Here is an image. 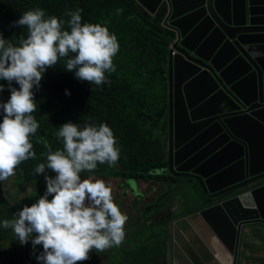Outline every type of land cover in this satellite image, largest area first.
I'll use <instances>...</instances> for the list:
<instances>
[{"label": "water", "instance_id": "water-1", "mask_svg": "<svg viewBox=\"0 0 264 264\" xmlns=\"http://www.w3.org/2000/svg\"><path fill=\"white\" fill-rule=\"evenodd\" d=\"M137 1L153 16L166 5L165 27L174 32L167 167L157 173L189 180L213 200L168 216L162 202L150 217L142 211V221L159 227L161 243L159 259L146 264H234V225L240 222V235L264 227V0ZM1 187L18 212L7 180ZM167 191L170 199L177 196L171 186ZM24 248L28 264V244Z\"/></svg>", "mask_w": 264, "mask_h": 264}, {"label": "clouds", "instance_id": "clouds-1", "mask_svg": "<svg viewBox=\"0 0 264 264\" xmlns=\"http://www.w3.org/2000/svg\"><path fill=\"white\" fill-rule=\"evenodd\" d=\"M82 11L79 8L67 11L65 15L70 17L67 21L56 16L45 18V11L40 8L26 11L10 25L27 28V37L19 39V46L0 34V81L6 82L0 84V93L6 87L10 92L7 102H0V183L6 180L8 183L10 176L16 179V168L24 161L36 159L30 136L40 125L33 115L37 110L33 90L40 88L47 69L63 59L65 71L74 73L75 79L97 87L111 85L109 76L116 72L113 57L120 47L117 37L106 26L82 23ZM116 11L121 14L123 9ZM65 95L70 92L65 90ZM56 136L63 143L62 149L53 151L46 141H42L47 149L46 163L38 164L34 174L43 177L24 186L21 184L25 188L34 184V191L44 194L30 206L22 207L15 200L22 208L14 213L15 219L3 220L2 227L11 229L22 245L23 264L25 244L29 246L28 264H31L30 242L37 264H78L89 260L92 250L97 252L93 260L99 262L100 252L119 247L125 238L128 217L122 214L116 201L129 195L128 182L137 179L123 182L115 178L120 180L125 192L114 194L104 181L91 179L96 174L89 179L81 178L82 173L94 172L98 164L115 167L119 162L121 149L106 123L96 125L89 119L81 126L67 122L59 127ZM48 170L55 174L54 177L47 174ZM153 183L148 190L139 189L143 197L137 204V198L133 199V210L150 202L148 199L143 204V199L149 197ZM161 193L164 195L168 191L165 189ZM168 203L169 200L165 205ZM38 250L40 252L36 253ZM244 255L245 251L242 256L245 261Z\"/></svg>", "mask_w": 264, "mask_h": 264}, {"label": "trees", "instance_id": "trees-1", "mask_svg": "<svg viewBox=\"0 0 264 264\" xmlns=\"http://www.w3.org/2000/svg\"><path fill=\"white\" fill-rule=\"evenodd\" d=\"M36 8L45 11V18L56 16L65 21L70 19L65 15L67 11L82 9V23L106 26L110 33L116 35L120 47L113 57L116 72L109 76L110 86L97 87L75 79L74 73L65 71L63 59L47 69L40 88L33 90L37 104L33 115L40 125L37 132L30 136L36 159L24 161L16 168V181L24 186L43 177L34 174L38 164L46 163L47 149L42 141H46L53 151L62 149L63 143L56 136L59 127L67 122L83 126L90 119L96 125L106 123L121 149L115 167L98 164L99 169L92 174L104 179L119 178L123 182L137 178L174 184L178 178L156 172L167 167V64L174 33L164 26L168 14L166 5L153 16L137 0H0V34L3 38L19 46V39L27 37V28L10 25L26 11ZM117 9H123V12L117 14ZM0 84L6 82L0 81ZM13 86L18 88V85ZM65 90L70 95H65ZM9 97L6 87L0 93V102H7ZM47 174L55 175L50 170ZM43 194L36 190L32 203ZM170 196L171 191L165 193L161 202L165 204ZM2 198L16 213L3 194ZM158 206L151 205L146 211L152 216L150 211ZM2 221L0 219V264H5L3 257L8 229L2 227ZM96 255L97 252L92 250L90 259L78 264H89ZM20 260L23 264V254H20Z\"/></svg>", "mask_w": 264, "mask_h": 264}, {"label": "rangeland", "instance_id": "rangeland-1", "mask_svg": "<svg viewBox=\"0 0 264 264\" xmlns=\"http://www.w3.org/2000/svg\"><path fill=\"white\" fill-rule=\"evenodd\" d=\"M166 132V131H165ZM99 169V166H97V169ZM95 170V171H96ZM93 173V172H92ZM92 173H82L81 174V178L82 179H89ZM93 181L95 180H102L105 182V184L107 186H110L111 190L114 192V194H116L118 192V184L113 185L112 183H119L120 180L119 179H115L112 178L110 180H104L98 177H93L91 178ZM39 180V179H37ZM36 180V181H37ZM131 183L128 182L129 184V188L128 192L134 196L135 198H137L139 200V202H141V198L143 197L142 192H139L140 194H138L139 191V185L137 181L135 180H130ZM145 187H148V184L145 183ZM155 188H157L158 191H160L159 189V185L160 184H152ZM167 186H171L173 188V191H175L173 193V195H177V198L179 199V201H182L184 204L181 206V208L178 209L179 212H185V211H195L199 208H201L202 205L207 204L208 203V199L206 197L203 196V194L200 192L199 188L196 187L193 183H191L189 180H184V179H178L174 184L171 183H167ZM116 188V189H113ZM7 189H8V193L11 195V197L16 200L22 207L27 205L30 206L32 204L33 201V193L35 192V188H34V184H30L29 187H22L20 184V181H13L11 180V176L8 178V183H7ZM135 189V190H134ZM134 191V192H133ZM148 199H153V194L149 197H145L143 199V204L145 203V201H147ZM132 198L129 197L128 199L124 200L125 201V207L122 203V199H117L116 201V205L119 206L122 214L124 213H128L131 211L132 208V202H131ZM14 210L8 206L5 201L2 198V187H1V183H0V219L2 220H12L15 219L14 216ZM146 223V220L142 221V219H140V222H138V225L140 226L141 223ZM148 223V222H147ZM240 222H238L237 224H239ZM124 231H125V238L122 242V244L119 247H113L112 249H108L104 252H100V260L95 261L93 260L90 264H100L103 261H107V262H112L114 264H137V261H143L141 264H146L148 262L149 257H155L156 260L159 259L160 257V253H161V243H160V238H159V227L155 225V227L151 228V230H145L143 229V227H141L140 229H138L137 232H133L130 231V235H132L135 239H137V241L135 239H132V243H130V246L128 245L126 240V228L124 227ZM151 240H155V249H149V251H146V256H141V248L140 246H142L144 243L146 242H150ZM246 239L248 240V238L244 237V241H246ZM5 248H6V252L5 255L3 257V261L8 263V264H21V260H20V254H23V247L22 245L19 244L17 238L15 237L13 231L11 229H8V236H7V241L5 243ZM37 248H42L41 246H37ZM131 248L135 249V251L130 250ZM147 248H150V245L147 246ZM146 248V250H147ZM114 252L116 255L115 257L112 256L111 251ZM114 250V251H113ZM119 252H123V254H119ZM38 253V252H36ZM245 263L244 264H253L252 260H251V256L249 255V251L245 252ZM256 256H260V257H264V253H260V254H256ZM253 256V257H256ZM143 257V258H142ZM242 258V255H241ZM240 258V259H241ZM19 259V260H18ZM233 263H236V254L235 252H233ZM240 259L238 261V263L240 262ZM30 261L31 264H33L34 261H37L35 258V254L33 253L32 250V245L30 242ZM222 261H224L227 264H230V261H226L225 259H223ZM264 262V261H262Z\"/></svg>", "mask_w": 264, "mask_h": 264}, {"label": "flooded vegetation", "instance_id": "flooded-vegetation-1", "mask_svg": "<svg viewBox=\"0 0 264 264\" xmlns=\"http://www.w3.org/2000/svg\"><path fill=\"white\" fill-rule=\"evenodd\" d=\"M174 35V34H173ZM134 179H137V178H134ZM11 180H13L14 182L16 181V179H14V178H11ZM137 180H139V179H137ZM151 182L152 181H148V182H144V184L145 183H147L148 184V186L151 184ZM154 183L155 184H160L159 186V189H160V191H158L157 190V188H152V191H151V189H150V191H151V193L148 195V196H151L152 194H153V199H150V202L145 206V207H148V206H150V205H152V204H158L160 201H161V197H163V195H162V191L164 190L165 191V189L167 190V186H165L164 185V183L163 182H157V181H154ZM143 185V183H139V189L141 190V186ZM146 186V185H145ZM145 189H147V187L145 188ZM200 190V189H199ZM141 191H143V190H141ZM201 192V191H200ZM129 197H131V198H135L134 196H132L130 193H129V195L127 196V197H125L123 200H122V203H123V205H124V207H125V201L124 200H126V199H128ZM213 200H209L208 201V203L207 204H205V205H208L210 202H212ZM139 202V200L138 199H136V204ZM184 203L182 202V201H179V199L178 198H175V197H173V198H171V199H169V203L167 204V206H166V211H165V213H164V215L165 216H168V215H171V214H173L176 210H178L179 208H181V206L183 205ZM133 205H134V203H132V208H131V213L130 212H128V213H124L125 215H129L128 216V219L130 220V223H131V220L134 218V217H136V216H138V219H139V216L142 218V215L140 214L142 211H143V213H144V215H148L149 217H150V215H149V212L148 211H146V208L145 207H143V208H145V209H143V208H140V210L139 211H136L135 213H134V210H133ZM118 206V205H117ZM119 207V206H118ZM132 213H133V215H132ZM129 223V222H128ZM129 223V224H130ZM141 227H143V229H145V230H151V228H153L154 226L153 225H149L148 226V224H147V222L146 223H141V225H140V227H139V229L141 228ZM251 227V228H250ZM250 227H248V230H247V232H245L246 234L248 233V231L250 230V229H254V227L253 226H250ZM150 245V248H148V250L149 249H155V240L153 239V240H151L150 239V242H148V244H146V243H144L142 246H140V248H141V250H140V252H141V256H143V255H145L146 254V247L147 246H149ZM234 248H235V251H236V258H237V260H236V264H243L244 262V259H243V257H242V261H241V263L239 262L238 263V259L239 258H241V255L243 256V254H244V251H245V243H244V241H243V235H242V233H241V235L239 234L238 236H237V238L235 239V243H234ZM146 256V255H145Z\"/></svg>", "mask_w": 264, "mask_h": 264}, {"label": "crops", "instance_id": "crops-1", "mask_svg": "<svg viewBox=\"0 0 264 264\" xmlns=\"http://www.w3.org/2000/svg\"><path fill=\"white\" fill-rule=\"evenodd\" d=\"M96 177L100 178L99 176H96ZM112 184L113 185L118 184L119 189H118L117 193L120 194V193L125 192V189L121 185L120 182L119 183H112ZM152 187L153 186H151L150 189H152ZM145 188H146L145 184H143L141 186V190L144 191ZM113 189H116V188H113ZM147 190H148V187H147ZM175 198H177V196H175ZM131 202H133V198H132ZM130 213H131V211H130ZM132 215H133V213H132ZM160 218H161V216H160ZM140 219H142L140 216H139V219H138V216H136L131 220V223H130L129 219L127 220L130 224L126 221V224H125L126 240L125 241H127L129 246H130V243H132V239H135L132 235H130V231H133V232L138 231V229L140 227L138 225V222H140ZM236 225H238V226H236ZM236 225H234V227H236V229H237V234H236V238H237V236L239 235L240 223L236 224ZM129 229H130V231H129ZM246 237L248 238V240L246 239V241H245V248H246L245 252L249 251V255L252 257L251 258L252 263L253 264H264V262H262V261H264V257L256 256V254L264 253V227H256L255 226L254 229H250L248 231V233L246 234ZM135 240L137 241V239H135ZM130 250L135 251V249H133V248H131ZM147 251H149L148 248H147ZM234 252L236 254L235 248H234ZM111 254L113 257H115V255H116L114 252H112ZM119 254L121 255V254H123V252H121V253L119 252ZM253 256H256V257H253ZM221 263L227 264L222 260H221ZM100 264H114V263L103 261Z\"/></svg>", "mask_w": 264, "mask_h": 264}]
</instances>
